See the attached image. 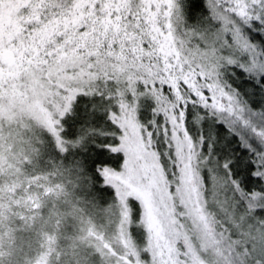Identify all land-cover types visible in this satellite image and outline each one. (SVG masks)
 <instances>
[{"label":"snow or ice","instance_id":"snow-or-ice-1","mask_svg":"<svg viewBox=\"0 0 264 264\" xmlns=\"http://www.w3.org/2000/svg\"><path fill=\"white\" fill-rule=\"evenodd\" d=\"M0 264H264V0H0Z\"/></svg>","mask_w":264,"mask_h":264},{"label":"trees","instance_id":"trees-1","mask_svg":"<svg viewBox=\"0 0 264 264\" xmlns=\"http://www.w3.org/2000/svg\"><path fill=\"white\" fill-rule=\"evenodd\" d=\"M20 238H21L22 240H20ZM34 239H35L34 234L29 233V232H26V231L18 232V233L16 234V236H15V240H16V242L21 243V244H24V243H26V242H30V243H32V242L34 241ZM22 248H24V247H22ZM34 255H35V254L32 253L31 256H34ZM29 258H30V256H29L28 258H26V260H28Z\"/></svg>","mask_w":264,"mask_h":264},{"label":"rangeland","instance_id":"rangeland-1","mask_svg":"<svg viewBox=\"0 0 264 264\" xmlns=\"http://www.w3.org/2000/svg\"><path fill=\"white\" fill-rule=\"evenodd\" d=\"M20 240H22V239L20 238ZM16 245H17V248H18V249H23V251H24V259H25V260H26V258H28L30 255H32V253L35 254V247H34L33 242H32V243H30V242H26V243H24V244H21V243L16 242ZM22 247H24V248H22Z\"/></svg>","mask_w":264,"mask_h":264}]
</instances>
